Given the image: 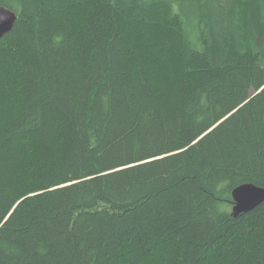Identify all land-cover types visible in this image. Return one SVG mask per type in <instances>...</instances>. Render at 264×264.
<instances>
[{
    "label": "trees",
    "instance_id": "1",
    "mask_svg": "<svg viewBox=\"0 0 264 264\" xmlns=\"http://www.w3.org/2000/svg\"><path fill=\"white\" fill-rule=\"evenodd\" d=\"M0 5V264H264V0Z\"/></svg>",
    "mask_w": 264,
    "mask_h": 264
},
{
    "label": "water",
    "instance_id": "2",
    "mask_svg": "<svg viewBox=\"0 0 264 264\" xmlns=\"http://www.w3.org/2000/svg\"><path fill=\"white\" fill-rule=\"evenodd\" d=\"M18 16L16 12L0 5V39L12 31ZM234 218L246 214L264 202V186L246 182L235 186L231 191Z\"/></svg>",
    "mask_w": 264,
    "mask_h": 264
},
{
    "label": "rangeland",
    "instance_id": "3",
    "mask_svg": "<svg viewBox=\"0 0 264 264\" xmlns=\"http://www.w3.org/2000/svg\"><path fill=\"white\" fill-rule=\"evenodd\" d=\"M104 207L105 206L103 204H101V203L98 205V208H104Z\"/></svg>",
    "mask_w": 264,
    "mask_h": 264
},
{
    "label": "bare ground",
    "instance_id": "4",
    "mask_svg": "<svg viewBox=\"0 0 264 264\" xmlns=\"http://www.w3.org/2000/svg\"><path fill=\"white\" fill-rule=\"evenodd\" d=\"M200 22V21H199Z\"/></svg>",
    "mask_w": 264,
    "mask_h": 264
}]
</instances>
